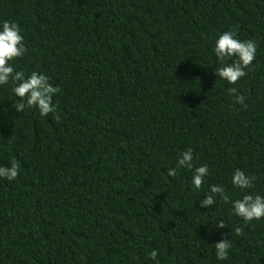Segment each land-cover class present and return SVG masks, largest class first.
Returning a JSON list of instances; mask_svg holds the SVG:
<instances>
[{
  "label": "trees",
  "instance_id": "trees-1",
  "mask_svg": "<svg viewBox=\"0 0 264 264\" xmlns=\"http://www.w3.org/2000/svg\"><path fill=\"white\" fill-rule=\"evenodd\" d=\"M4 20L28 48L10 63L60 87L61 120L17 112L14 83L0 85V166L20 163L0 178V264H264V218L246 224L231 203L264 196V0H0ZM233 27L257 49L229 84L213 49ZM187 148L209 168L199 189L194 169L167 174ZM237 168L252 189L232 184ZM214 184L230 202L200 207Z\"/></svg>",
  "mask_w": 264,
  "mask_h": 264
},
{
  "label": "clouds",
  "instance_id": "clouds-1",
  "mask_svg": "<svg viewBox=\"0 0 264 264\" xmlns=\"http://www.w3.org/2000/svg\"><path fill=\"white\" fill-rule=\"evenodd\" d=\"M239 29L233 27L223 32L215 41L214 53L220 62L216 67V75L227 81L229 84H236L241 78L247 75L248 70L252 69V62L256 57L257 43L255 40L238 39ZM28 52L24 43V36L20 25L15 21L4 20L0 24V85H6L11 80L14 83L12 91L18 96L21 102L14 105L17 112H23L25 108H37L41 116L53 114V119L60 122L61 116L53 104V96L58 94L61 89L58 85L50 83V77L32 71L27 77L23 71L15 70V66L10 63L17 58H22ZM236 57L232 63H225L226 60ZM228 93L233 97L235 103L247 107L245 97L236 88H229ZM177 168L194 169L192 183L195 188H201L204 178L208 176L209 168L207 164L194 167L193 150L187 148L180 154L176 168L168 169V176L175 177ZM20 163L16 158H12L10 166H0V178L9 181L15 180L19 175ZM255 175H248L243 170L237 168L232 176V184L241 189H252L254 187ZM225 203L230 202V197L221 185H211L210 194L200 201V207H210L216 204V197ZM235 215L241 217L247 224L253 220L264 218V196L260 194H244L242 198L231 201ZM219 228L227 225L223 220L217 221ZM235 234L241 236L242 228L237 226ZM229 239H222L215 243L216 258L220 261L229 259V249L231 248ZM153 260H157L158 253L153 249L150 253ZM158 264V262H157Z\"/></svg>",
  "mask_w": 264,
  "mask_h": 264
}]
</instances>
